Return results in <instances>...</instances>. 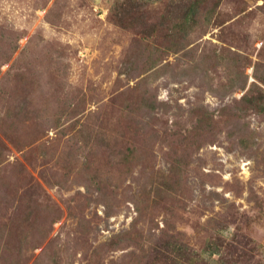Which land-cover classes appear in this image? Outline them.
Instances as JSON below:
<instances>
[{"label": "rangeland", "instance_id": "1", "mask_svg": "<svg viewBox=\"0 0 264 264\" xmlns=\"http://www.w3.org/2000/svg\"><path fill=\"white\" fill-rule=\"evenodd\" d=\"M0 264H264V0H0Z\"/></svg>", "mask_w": 264, "mask_h": 264}]
</instances>
